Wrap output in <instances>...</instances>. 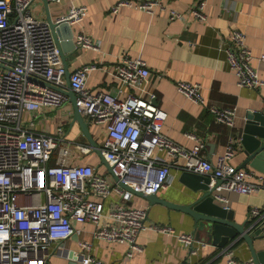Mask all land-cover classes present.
I'll return each instance as SVG.
<instances>
[{
  "label": "built area",
  "instance_id": "2783aa9c",
  "mask_svg": "<svg viewBox=\"0 0 264 264\" xmlns=\"http://www.w3.org/2000/svg\"><path fill=\"white\" fill-rule=\"evenodd\" d=\"M35 1L0 0V264H48L55 253L53 246L72 238L76 222L96 225L97 238L127 242L131 248L129 255L142 249L137 238L149 228L175 235L188 247L189 256L198 255L208 243L198 240L195 233H177L170 225L148 224L147 207L127 205L134 191L158 193L170 184L172 167L207 175L220 181L217 189L238 194L264 189V175L230 164L236 153L233 138L214 162L201 154L202 142L186 149L170 139L163 132L167 113L159 107L156 93L149 88L151 73L141 56H123L116 63V77L136 90L125 99L88 88V78L97 69L95 63L77 68L67 81L61 49L49 23L35 14ZM206 4L207 0H196L184 13L168 9L163 0H120L113 9L133 6L148 14L168 9L171 20L190 16L206 21ZM87 11L86 5H72L56 22L80 23ZM74 42L79 49L100 47L99 42L85 33L78 34ZM223 48L240 87L256 90L264 85L252 65L253 53L242 31L233 29ZM260 60L264 61V55ZM68 86L84 118L106 126L107 136L99 148L109 175L101 174L93 165L75 163L78 154L93 152L90 144L69 140L61 125L53 132H41L31 128L35 119H25L26 113L36 117L43 109L55 110L68 103L70 98L62 90ZM176 88L192 101L206 104L200 84L177 80ZM209 110L216 121L234 126L236 107L210 106ZM188 136L195 138L194 133ZM162 151L172 161L160 160L158 154ZM179 158L184 159L183 164H179ZM254 176L257 182L250 181ZM113 193L118 199L105 212V200ZM217 198L226 199L218 194ZM248 219L264 236V209L252 207ZM79 246L90 249L91 243L81 241ZM64 254L70 257L68 251ZM219 254L224 264H255L252 258H237L231 246L221 248ZM78 261L103 264L83 252Z\"/></svg>",
  "mask_w": 264,
  "mask_h": 264
},
{
  "label": "crops",
  "instance_id": "0c3cea01",
  "mask_svg": "<svg viewBox=\"0 0 264 264\" xmlns=\"http://www.w3.org/2000/svg\"><path fill=\"white\" fill-rule=\"evenodd\" d=\"M119 2L120 0H36L34 12L42 20L48 22L50 17L56 22L68 13L72 5H86L88 11L85 19L70 26L74 31V38L85 33L99 42L100 47L99 50H93L69 46L65 55L70 73L85 64L95 63L97 69L88 78V88L125 99L136 90L124 85L116 77V63L123 56H141L150 69L149 88L156 93L159 107L167 113L163 132L170 139L186 149H192L198 141L202 142L204 147L201 154L214 162L225 152L230 138H233L236 153L229 161L230 164L252 170L256 175H264V160H259L256 167L252 165L253 162L242 167L247 154L241 143L246 113L264 110V85L256 90L240 87L223 48L230 41L233 29L242 31L246 36V44L253 53L252 65L264 81V61L260 60L264 55V0H207L206 21H198L190 16L185 19L169 18V8L185 13L196 0H163L168 9L156 10L154 14L133 6H119L114 11L113 7ZM61 33L64 37V32ZM177 80L200 84L206 104L196 103L179 93L176 88ZM68 103L55 110L43 109L36 117L32 113H26L25 119H35L31 128L41 132H53L61 125L69 140L89 144L79 123L74 121L73 103L71 100ZM210 106L236 107L234 126L229 127L216 121L209 110ZM86 121L100 147L107 136L106 126ZM188 133H194L195 138L189 137ZM78 156L75 163L93 165L101 174L109 175L105 159L95 150ZM158 158L172 161L164 151L158 154ZM183 163L184 159L179 158V164ZM182 172L180 168H171L170 184L157 193L160 199L187 204L197 195L181 181ZM250 181L257 182V177H252ZM218 182L212 180L211 186ZM217 193L226 198L217 199L234 211L235 222L244 225L251 233L258 231L248 219V213L252 207L264 209V189L252 194L217 189ZM117 199V195L113 193L105 200V212L114 207ZM127 205L147 207L148 224L170 225L177 233H195L193 218L181 210L162 203H151L139 195H134ZM74 226L76 232L70 240L53 246L55 253L51 254L48 264H69L71 257L65 256L66 251H74L77 264H81L78 261L81 252L103 261V264H224V259L219 254L221 248L207 244L198 255L189 256L188 247L175 235L160 233L154 229H145L139 234L137 243L142 249L129 255L131 248L127 242H108L95 237L96 225L76 222ZM81 241H89L91 248L82 249L79 246ZM235 242L236 240L226 246L232 247L237 258H252L245 241ZM254 243L257 250L264 249V236L262 235V239L255 238ZM61 249L65 252L61 253Z\"/></svg>",
  "mask_w": 264,
  "mask_h": 264
},
{
  "label": "water",
  "instance_id": "95a60500",
  "mask_svg": "<svg viewBox=\"0 0 264 264\" xmlns=\"http://www.w3.org/2000/svg\"><path fill=\"white\" fill-rule=\"evenodd\" d=\"M48 23L54 39L61 49L66 64L67 81H69L70 71L67 66L65 52L71 45L76 48L74 31L68 23L63 22L59 24L50 17H48ZM62 31L64 32V37H62ZM62 90L69 96L73 103L74 121L79 123L89 144L102 158H104L96 140L90 132L88 122L75 104V94L71 91L69 86L68 89ZM241 143L247 154L246 162L242 167H246L248 162H253L252 165L256 167L259 160H264V110L248 111L246 113ZM260 168L263 169V167ZM114 179L118 182L116 177H114ZM180 179L192 191L197 193L192 201L187 204H177L160 199L157 193L145 194L136 191H134V193L135 195L148 199L151 203H162L189 214L195 223V234L197 239L206 241L209 245L213 244L219 248H223L235 240L236 242L245 241L250 249L255 264H264V249L257 250L254 243L255 238L262 239L260 230L251 233L244 225L235 222L234 211L221 204L217 199V187L220 181L211 186L212 179L209 176L190 171H183ZM119 184L126 189H130V187L121 182H119ZM70 257L71 260L69 264H77L74 251L70 252Z\"/></svg>",
  "mask_w": 264,
  "mask_h": 264
},
{
  "label": "rangeland",
  "instance_id": "374dc122",
  "mask_svg": "<svg viewBox=\"0 0 264 264\" xmlns=\"http://www.w3.org/2000/svg\"><path fill=\"white\" fill-rule=\"evenodd\" d=\"M69 104V103H68ZM67 105V104H66ZM66 105H63V106H66Z\"/></svg>",
  "mask_w": 264,
  "mask_h": 264
}]
</instances>
